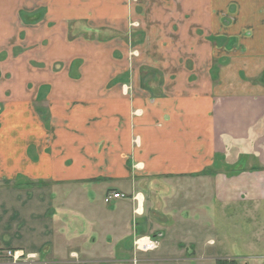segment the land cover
Returning <instances> with one entry per match:
<instances>
[{"label":"crops","instance_id":"crops-1","mask_svg":"<svg viewBox=\"0 0 264 264\" xmlns=\"http://www.w3.org/2000/svg\"><path fill=\"white\" fill-rule=\"evenodd\" d=\"M66 1L0 0L2 35L13 36L14 23L27 24L30 15L42 19L51 14L62 20L69 4L76 5L85 20L102 14L110 21L123 12L111 0ZM165 1V8L157 11H164L167 21L198 23L203 37L215 45L203 43L195 49L201 62L188 73L162 79L165 87L160 92L151 90L145 99L136 90L125 94L124 78L123 89L103 94L100 110L95 111L92 103L62 110L61 102L71 96L81 101L95 98L93 83L84 82V92L77 95L71 82L63 83L59 77L46 79L45 72L40 80L33 77L32 85L55 87L46 98L59 132L70 129V135L80 123L87 138L78 144L68 135V140L54 144L58 153L53 161L39 154L32 173L24 170L23 182L53 180L58 185L20 186L14 184L18 175L0 176V264H49L61 255L101 259L112 243L126 244L134 234L151 239L155 248L167 239L173 244L177 212L187 215L178 219L197 223L199 230L206 214L217 209L220 213L235 209L230 214L246 211L253 224L245 228L252 231L249 236L258 229L264 236V0ZM98 5L104 9L95 10ZM224 12L225 19L220 16ZM223 20L230 24L221 29ZM218 38L225 43L216 44L222 42ZM216 57L225 60L223 66L211 61ZM19 73L18 67L5 65L0 101H30L31 92L24 86L28 75ZM131 83L141 84V78ZM99 140L101 151L95 147ZM109 188L113 190L107 192ZM111 192L125 197L105 204L103 199ZM162 214L166 220L155 218ZM191 235L196 234L185 236ZM202 242L197 238L191 244L204 252ZM253 242L244 264H264V253H255L261 245ZM5 249L33 259L14 263Z\"/></svg>","mask_w":264,"mask_h":264},{"label":"rangeland","instance_id":"rangeland-1","mask_svg":"<svg viewBox=\"0 0 264 264\" xmlns=\"http://www.w3.org/2000/svg\"><path fill=\"white\" fill-rule=\"evenodd\" d=\"M93 1L98 4L101 2ZM111 1L119 3L123 12L110 21H105L102 14L96 15L97 19L85 20L77 14V6L69 4L66 12L63 10L62 20L51 17V14L44 15L42 19H38L40 15H30L27 24L19 21L14 23L15 34L7 39L2 35L5 28H0V47H5L3 50L0 49V77L5 75V65L18 67L22 77L28 75L27 84L24 86L31 92L30 101H18L15 104L0 101V176L14 173L18 175V181L14 184L20 186L33 184L39 187L46 185L49 188L48 186L53 187L55 183L58 185L53 180L22 181L24 170L32 171L31 168L35 167L39 154L41 157L47 155L50 157L49 161H53L55 153H58L54 149V144L57 145L65 138L68 140L70 133V129H62L67 132L60 133L56 127L59 124L57 119L51 116L54 112L50 109L51 104L47 102L46 97L55 87L48 83L32 85L34 76L37 75V79L40 80L41 73L45 72L46 79L59 77L63 83L71 82L69 86L74 92L78 91L77 95L84 92L86 88L85 84L82 85L84 82H92L95 98L81 101L78 96H71L72 99L61 102L63 105L60 108L66 110L73 105L80 108L86 103L89 107V103H92L95 105L94 110L97 111L100 110L99 102L103 94L124 88V84L121 83L124 78L128 79L126 83L128 93L125 94H134L133 91L136 90L141 94L140 98L145 99L151 90L160 92V88L165 87L161 84L162 79L181 76L182 72L188 73V69L196 67L201 60L198 54L194 53L195 49L203 43L215 45L203 37V29L198 23H188L179 19L167 21L164 15L162 16L164 11H157L161 7L165 8V0ZM97 7L99 11L104 9L103 5H98L95 10ZM47 8L49 6H46ZM226 15L224 12L220 16L225 19ZM229 24L230 21L223 20L221 29ZM218 39L222 42H215L216 44L223 45L226 41L223 38ZM211 61L216 64L219 62L222 66L225 63L224 59L218 57ZM134 78H141V84L132 85L131 81ZM80 126V123L75 125V132L69 137H72L73 143L85 144L87 138L85 128ZM131 139V143L136 145L137 138L132 135ZM102 146V140L95 143V147L100 151ZM47 165L46 160L45 167H42L45 171ZM222 168L224 170L226 167ZM2 183L5 184L4 181ZM112 190L109 188L107 192ZM104 203L108 204L105 201ZM233 210L235 209L229 208L222 214L217 209L206 214V221L201 224L204 227L199 230L195 229L197 223L187 224L178 219L187 215L177 212L173 223L174 229L176 228L173 244L170 239H167L165 244L163 238L164 245L159 248L141 251L136 248L135 241L142 237L134 234L131 238L125 239L126 244H123L124 241H121V244L112 243L109 246L110 251L101 259L86 257V254L81 260L75 256L61 255V259L49 264H244L248 254L252 253H249V250L254 243L253 239L262 246L264 236L261 235L262 230L258 229L259 231L255 230L253 237H250L252 231L245 229L248 225L253 226L249 214L245 213L246 211H242L241 214H230ZM155 218L166 220L164 214ZM153 221V225H156L155 219ZM260 221L257 223L260 224ZM193 232L196 235L185 236ZM197 238L205 244L204 252L198 246V249L193 248L191 243ZM261 246L255 253H264V247ZM26 259L30 261L33 258L24 254L22 260Z\"/></svg>","mask_w":264,"mask_h":264},{"label":"built area","instance_id":"built-area-1","mask_svg":"<svg viewBox=\"0 0 264 264\" xmlns=\"http://www.w3.org/2000/svg\"><path fill=\"white\" fill-rule=\"evenodd\" d=\"M123 197H125V194H123V193H120V192H111V193H109L108 195H106L104 197V201L107 202V203H109L111 200L119 199V198H123ZM142 238H140V239H142ZM140 239H138V240L135 241V245H136V248L137 249L147 250V249L155 248V242L152 241L151 239L144 238L148 244H152L153 245L152 247L149 246V245H147L145 247V244H143V245L142 244H139L138 241ZM4 253L14 263H22L23 262L22 259H23L24 254L21 251L11 250V249H5L4 250Z\"/></svg>","mask_w":264,"mask_h":264},{"label":"bare ground","instance_id":"bare-ground-1","mask_svg":"<svg viewBox=\"0 0 264 264\" xmlns=\"http://www.w3.org/2000/svg\"><path fill=\"white\" fill-rule=\"evenodd\" d=\"M145 241H146V240L143 238V239H140V240L138 241V243H139V244H142V245L145 244V247H146L147 245H149V246H151V247L153 246L152 244H148V243L145 242Z\"/></svg>","mask_w":264,"mask_h":264}]
</instances>
